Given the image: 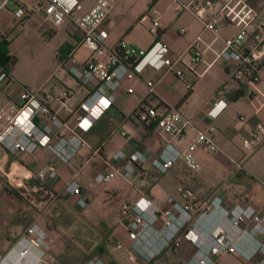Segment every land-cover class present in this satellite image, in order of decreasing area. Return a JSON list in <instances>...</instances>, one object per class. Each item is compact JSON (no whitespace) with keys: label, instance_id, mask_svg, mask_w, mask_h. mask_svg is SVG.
Returning a JSON list of instances; mask_svg holds the SVG:
<instances>
[{"label":"crops","instance_id":"obj_1","mask_svg":"<svg viewBox=\"0 0 264 264\" xmlns=\"http://www.w3.org/2000/svg\"><path fill=\"white\" fill-rule=\"evenodd\" d=\"M65 1L71 4L78 2L79 12L86 11L95 2ZM186 1L116 0L104 21L107 28L104 42L108 47L124 39L133 48H143L153 41V36L148 30L149 21H140V16L148 6L153 5L160 20L158 38L167 44L169 54H182V60L178 63V66L184 68L181 77L165 66L157 68L146 65L140 72L135 71L130 77L124 75L120 78L118 86L111 90L112 103L89 129L76 131L74 115L67 109H60L58 114L63 125L59 128L52 125V140L49 144L39 145L32 151L10 150L0 144L1 254L7 253L30 223L40 224L38 221L27 223L32 213L30 210L18 211L24 205L19 199V187L26 184L46 186L77 205L76 196L65 190L66 181L75 178L81 185L82 194L87 200L86 206L89 207L100 205L99 201L104 194L113 189L118 192L120 199L129 202L146 194L155 204L165 206L169 196L180 199L179 182L191 185L193 191H196L202 185L203 174H210L215 182H220L213 197L217 195L227 204L238 202L255 207L264 206V136L252 150L242 144V138L249 129L257 121L264 119V58L258 93L250 97L245 87L230 76L228 61H213L214 49L220 47L221 41L214 39L212 32L204 29L203 23L184 7ZM248 3L264 18V0H248ZM12 9L13 6L8 5L0 10V39L7 40V55L14 58V61L19 59L18 52L25 56L26 62L32 61L35 55L30 52L33 51L32 41L36 38H41L43 45L55 41L48 55L52 65H49V70L38 81L33 82L27 76L17 74L13 65L7 67L15 81L2 85L0 105L14 100L23 85L30 89L42 88L51 93L45 102L53 110L59 107L60 91L64 87H70L72 92L69 102L72 108H77L90 91V87L82 84L69 69L71 64H80L89 53L87 45L81 42V30L69 19L59 26H53L41 13H26L18 18ZM234 29L222 19V33L232 34ZM198 36L196 46L201 51L200 59L191 63L188 45ZM148 80L153 82V91L149 90ZM129 87L130 91L127 90ZM216 98H223L226 105L216 117L211 118L207 111ZM150 106L155 107L158 113L176 108L191 120L192 125L187 129L186 139L178 141L171 138L173 142L183 145L193 137L196 129L214 124L215 137L221 149L211 153L199 146L196 155L200 165L196 170L189 169L178 159L166 172H159L152 166L150 159L158 154L169 136L161 132L154 121L146 118V111ZM36 122L42 125L45 116L38 114ZM56 142L59 147L55 145ZM119 149L125 152L139 149L147 156L145 163L136 166L131 180L125 179L119 171H114L111 165L114 162H109ZM229 156L240 161L239 168H230L227 162ZM49 164L55 166V175L39 176ZM188 170L194 171V178ZM109 173V178L105 180L104 176ZM120 215L116 213L113 221L119 222ZM207 221L210 224L207 229L209 232L219 223V218L211 217ZM197 226L199 227L198 224ZM259 237L264 238V235ZM174 240L180 247L196 249V245L179 232ZM121 244L130 250L131 257L134 258L137 249L127 234H124L117 247ZM38 249L39 246H35L33 252L28 254L32 262L30 264H67L52 254L51 244L43 248L39 262H34ZM238 255L242 261L237 259L239 257L230 255L237 264H259L257 254L247 260L242 254ZM115 257L119 263L121 259L116 255ZM218 260L219 257L213 256L212 264H218Z\"/></svg>","mask_w":264,"mask_h":264},{"label":"built area","instance_id":"obj_2","mask_svg":"<svg viewBox=\"0 0 264 264\" xmlns=\"http://www.w3.org/2000/svg\"><path fill=\"white\" fill-rule=\"evenodd\" d=\"M116 0H95L93 5L84 12H79L80 4L68 3L65 0H0V10L12 5L13 14L22 18L26 13H41L46 21L53 26H59L66 19L73 22L82 32L81 42L89 48L87 57L80 64H71L69 69L90 91L80 101L77 108H72L69 96L70 87H64L59 94L60 104L57 109H51L45 100L51 93L42 88L30 89L21 86L14 100L5 101L0 105V144L14 150L32 151L39 145L51 142V129L63 125L59 118V110L67 109L74 115L76 131H85L110 106L113 100V90L118 86L124 75L132 76L140 72L144 66H165L181 77L184 68L178 66L182 54H169L165 42L158 38L160 20L155 14L153 5L148 6L140 16V21H149L148 30L153 41L146 47L133 48L124 39L118 40L114 46L108 47L104 40L107 36L105 18ZM184 7L189 9L202 23L203 28L221 41L219 48L214 49V60L229 62L230 76L240 82L248 91L250 97L258 93V83L262 76V59L264 58V18L261 17L248 0H187ZM222 19L235 29L232 34L222 33ZM199 36L188 45L189 60L195 63L200 59L201 51L196 43ZM15 81L14 76L0 65V89L4 83ZM149 90L153 91V82L148 80ZM127 90H131L129 87ZM223 98L212 100L207 114L214 118L224 108ZM42 113L45 122L39 125L36 116ZM242 118V115L239 116ZM146 118L154 121L160 131L169 136L158 154L150 159V163L159 172H166L178 159L191 170L198 169L200 162L196 149L201 146L210 152L221 148L216 140L214 124L206 128L196 129L195 134L183 145H178L171 138L184 141L191 120L178 109L169 108L158 113L155 107H148ZM76 136L80 139L79 133ZM264 136V119L257 121L242 138L244 147L256 148ZM59 147V143L56 144ZM235 168L240 167V161L229 156ZM147 161V156L139 149L130 152L117 150L111 160L114 171L131 180L136 166ZM116 162V163H115ZM56 173L53 164L47 165L39 176L47 174L52 177ZM110 176L106 174L104 179ZM184 199L192 195V190L185 185L179 186ZM65 190L76 196L78 206H86V197L82 194L80 183L75 178H69ZM120 222L127 236L132 239L133 246L138 251L153 254L174 241L176 234L188 220L187 205L169 196L165 206H159L146 194H141L133 202L121 205ZM207 220L218 217L219 223L207 233L200 231L197 222L185 233L195 245L194 253L184 264H212V256L219 257L225 252H238L246 259L258 255L259 264H264V206L255 207L251 204H227L215 195L210 204L200 212ZM46 231L37 222L30 223L21 237L7 251L0 253V264H30L28 254L39 246L34 262H39L43 248L47 246ZM41 247V248H40ZM14 252V255H13ZM90 264V263H88ZM91 264H103L94 260Z\"/></svg>","mask_w":264,"mask_h":264},{"label":"rangeland","instance_id":"obj_3","mask_svg":"<svg viewBox=\"0 0 264 264\" xmlns=\"http://www.w3.org/2000/svg\"><path fill=\"white\" fill-rule=\"evenodd\" d=\"M40 39L36 38L34 42L32 41L33 48L31 50L33 51L30 53L35 56L30 63L26 62L25 56L18 52V61H13L8 65V67L13 65L17 74L27 76L33 82L41 79L52 65L48 55L55 40L48 45H43ZM227 162L230 168L235 169L229 158ZM193 172L188 170L190 176L194 178ZM202 177V185L196 191H193V187L184 182L178 184L179 201L186 204L188 210V220L179 230L180 234L185 235L192 227L193 222H199L197 224L200 231L208 232L210 224L200 216V212L207 204H210V200L213 198L212 194L220 187V182H215L210 174H203ZM180 185L188 186L192 190V195L188 199L183 198ZM18 192L19 199L24 204L18 208V211L30 210L32 212L27 223L40 222L46 231L47 246L51 244V252L54 256H58L67 264H91L94 260H101L103 264H124L122 261L117 263L115 254L110 250L117 248L118 242L126 234L120 221L114 222L113 219L116 213L121 214V205L129 201L120 199L116 190L113 189L104 194L103 199L99 201L100 205L96 207L93 205L92 207L89 205L77 206L46 186L35 187L26 184L20 186ZM99 246L103 249L99 250ZM194 251V249L180 247L174 240L153 254H146L141 250L135 251L133 264H184ZM225 253L219 256L218 264H237V261L230 256L231 254L236 258L239 257L237 259L242 261L237 252Z\"/></svg>","mask_w":264,"mask_h":264},{"label":"trees","instance_id":"obj_4","mask_svg":"<svg viewBox=\"0 0 264 264\" xmlns=\"http://www.w3.org/2000/svg\"><path fill=\"white\" fill-rule=\"evenodd\" d=\"M14 61V58L7 55V40L0 39V65L7 69L8 65ZM103 248L99 246V250Z\"/></svg>","mask_w":264,"mask_h":264},{"label":"water","instance_id":"obj_5","mask_svg":"<svg viewBox=\"0 0 264 264\" xmlns=\"http://www.w3.org/2000/svg\"><path fill=\"white\" fill-rule=\"evenodd\" d=\"M116 256H118L124 264H133L130 250L123 244L118 248L110 249Z\"/></svg>","mask_w":264,"mask_h":264}]
</instances>
